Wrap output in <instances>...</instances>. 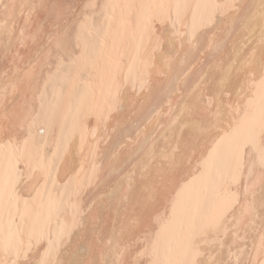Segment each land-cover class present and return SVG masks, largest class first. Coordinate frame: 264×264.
<instances>
[{
    "label": "bare ground",
    "instance_id": "6f19581e",
    "mask_svg": "<svg viewBox=\"0 0 264 264\" xmlns=\"http://www.w3.org/2000/svg\"><path fill=\"white\" fill-rule=\"evenodd\" d=\"M0 264H264V0H0Z\"/></svg>",
    "mask_w": 264,
    "mask_h": 264
}]
</instances>
